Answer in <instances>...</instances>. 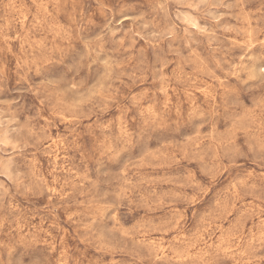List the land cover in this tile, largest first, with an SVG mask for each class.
Instances as JSON below:
<instances>
[{
	"label": "rangeland",
	"instance_id": "374dc122",
	"mask_svg": "<svg viewBox=\"0 0 264 264\" xmlns=\"http://www.w3.org/2000/svg\"><path fill=\"white\" fill-rule=\"evenodd\" d=\"M264 264V0H0V264Z\"/></svg>",
	"mask_w": 264,
	"mask_h": 264
},
{
	"label": "clouds",
	"instance_id": "9594fccd",
	"mask_svg": "<svg viewBox=\"0 0 264 264\" xmlns=\"http://www.w3.org/2000/svg\"><path fill=\"white\" fill-rule=\"evenodd\" d=\"M37 264H54V262L48 257H44L43 259L39 260Z\"/></svg>",
	"mask_w": 264,
	"mask_h": 264
}]
</instances>
